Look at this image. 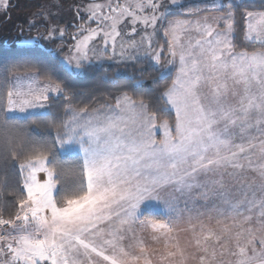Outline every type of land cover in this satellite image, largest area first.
I'll list each match as a JSON object with an SVG mask.
<instances>
[{
  "label": "snow or ice",
  "instance_id": "snow-or-ice-1",
  "mask_svg": "<svg viewBox=\"0 0 264 264\" xmlns=\"http://www.w3.org/2000/svg\"><path fill=\"white\" fill-rule=\"evenodd\" d=\"M254 9L88 0L71 34L50 24L24 41L54 47L0 65V163L15 177L13 202L0 201V264H264V8ZM89 70L101 73L98 95L69 87Z\"/></svg>",
  "mask_w": 264,
  "mask_h": 264
},
{
  "label": "trees",
  "instance_id": "trees-1",
  "mask_svg": "<svg viewBox=\"0 0 264 264\" xmlns=\"http://www.w3.org/2000/svg\"><path fill=\"white\" fill-rule=\"evenodd\" d=\"M40 0H10L9 7L7 11H3L0 17V65L6 62H16L22 61L28 57H40L44 54L49 47H54V44H49L48 42H42L36 48H28L25 44L21 43V40L27 39L29 36H34L38 31L46 33V27L42 24L40 27L34 25L29 27V21L31 18V13L40 8ZM43 1V0H41ZM255 5L254 10H260L264 8V0H252ZM23 29V31H21ZM56 44L61 43V41L56 40ZM119 67L126 69L127 74H132V66L124 65H112V69ZM102 71V70H101ZM101 73L95 70H89L82 72L77 77L72 78L69 87L74 88L78 91L84 93H89L93 88L97 91L92 92V95H98L100 92L104 91L103 86L98 81V77ZM147 75V73L145 74ZM163 83V82H162ZM156 85L151 84L150 81H146L144 88L145 90L153 89ZM81 99L80 97L77 100ZM90 97L86 96L84 102H87ZM62 107V105H61ZM56 109H53L55 111ZM166 118L161 114V119ZM72 164L69 161L68 170L65 174V180L71 183L74 176L72 172ZM14 184L15 177L12 170L6 165L0 163V201L5 204H11L14 200Z\"/></svg>",
  "mask_w": 264,
  "mask_h": 264
},
{
  "label": "rangeland",
  "instance_id": "rangeland-1",
  "mask_svg": "<svg viewBox=\"0 0 264 264\" xmlns=\"http://www.w3.org/2000/svg\"><path fill=\"white\" fill-rule=\"evenodd\" d=\"M39 2H40V6H39L40 8H38L37 10L31 13L32 16L30 18V21L35 20L36 21L35 26L38 24H42V26L44 25L45 27H47L50 24L67 26V32L71 34L73 32V28L70 25L77 22L74 20L76 6L87 3L88 0H43V1L40 0ZM45 10L50 11L51 13L54 14L47 21H44L41 16L35 15L36 13L44 12ZM2 14H3V10H0V17L2 16ZM38 26L40 27L41 25ZM25 40H21V43L25 44L24 43ZM71 42L72 41L70 39V35H67L65 37V43L70 44ZM122 71H124V69H122ZM39 179L41 180L43 179V174L39 175Z\"/></svg>",
  "mask_w": 264,
  "mask_h": 264
}]
</instances>
